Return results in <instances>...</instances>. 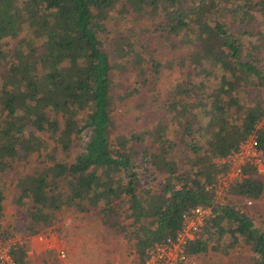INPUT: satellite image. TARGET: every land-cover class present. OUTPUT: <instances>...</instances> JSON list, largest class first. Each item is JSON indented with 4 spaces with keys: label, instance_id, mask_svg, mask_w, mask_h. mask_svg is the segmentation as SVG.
<instances>
[{
    "label": "trees",
    "instance_id": "16d2710c",
    "mask_svg": "<svg viewBox=\"0 0 264 264\" xmlns=\"http://www.w3.org/2000/svg\"><path fill=\"white\" fill-rule=\"evenodd\" d=\"M157 1L161 0H0V171L20 151L47 150L51 163L21 174L16 182V203L29 204L30 233L52 225L56 212L65 205L78 211L99 206L105 222L124 230L115 213L127 204L133 245L142 263L148 247L175 234L184 213L197 205L211 206L196 235L185 244L186 255L208 249L228 252L248 245L251 264H264V227L257 226L232 201H216L214 188L208 187L228 167L216 158L237 149L264 115L261 103L240 102L236 89L237 81L264 87V68L255 60L261 52L264 58V31L261 26L254 30L253 25V30L240 27L233 31L223 17L228 13L247 26L253 18L251 10H259V24L263 25L264 0H228L224 4L222 0H162V27L170 35L185 37L186 42H197L188 55L197 74L205 79L214 67L212 74L220 80L212 93L204 95H200L203 87H173L162 103L166 118L159 119L147 133L130 135L135 141L151 137L153 149L140 157L149 161V168L166 175L154 190L140 191L145 171L131 155L127 140L120 141L118 148L110 143L112 62L100 32L120 11L139 13ZM245 1L249 5H242ZM116 5L119 10L114 9ZM2 39L6 49L1 47ZM7 40L15 44L10 46ZM115 51L118 56L124 52L120 46ZM160 64H154L156 71ZM230 89H235L234 94L224 100L221 92L229 95ZM191 94L194 101L186 99ZM230 104L236 105V115L229 111ZM169 122L177 131L183 130L181 140L190 152L185 171L169 156L174 145L166 137ZM86 130L88 138L72 159L54 156L52 151H69ZM257 138L264 150V123L257 128ZM242 170V178L231 183L229 191L258 198L264 187L256 166L246 162ZM4 198L0 188V215ZM10 251L19 264H29L26 246L19 240Z\"/></svg>",
    "mask_w": 264,
    "mask_h": 264
},
{
    "label": "rangeland",
    "instance_id": "374dc122",
    "mask_svg": "<svg viewBox=\"0 0 264 264\" xmlns=\"http://www.w3.org/2000/svg\"><path fill=\"white\" fill-rule=\"evenodd\" d=\"M227 1L222 0L221 3H228ZM255 1L252 0V2ZM242 5H249V2L245 1ZM117 7L118 5L114 9L119 10L120 7ZM164 7L161 0L139 13L130 9L120 11L119 15L116 14L112 20L107 21L106 28L100 32L103 47L109 53L112 62L110 89L113 103L112 123L109 127L110 143L118 148L120 141L127 140L131 155L133 158L137 157L139 166L145 171L143 180L138 186L140 191L144 188L154 190L158 182L166 179V175L163 170L149 168V161L142 160L140 157V153L153 149L155 143L151 137L145 135L144 140L135 141V138H130V135L147 133L155 127L159 119L166 118L167 113H164L165 108L162 103L172 92L173 87L188 86L193 87L192 89L203 87L204 91L200 92V95H204L212 93L220 80L218 75L212 74L214 67H211V74L205 79L202 74H197L195 66L188 58V55L196 49L197 42L193 40L186 42L185 37L180 38L178 35L168 34L161 24L165 14ZM251 13L253 18L247 26L232 20L228 13L224 14L223 20L233 31L240 27L244 29L252 27L253 30L255 26L254 30L261 26L260 28L264 31V24H259L262 19L259 10H251ZM255 38L253 37L252 41ZM2 40L1 47L6 49V40ZM7 41L10 42V46L15 44L14 40ZM128 43L132 45L129 46ZM117 46L124 51L122 55L116 54ZM257 54L255 60L264 68L262 52ZM157 61L161 63L159 71H156L154 66ZM2 71L3 68H0V75ZM231 82L234 85L235 82L233 80ZM238 88L240 102L247 105L248 102L257 101L264 108V87L262 85L251 82L240 84L237 81L236 89ZM234 91L235 89H230L229 95L223 92L221 95L224 100H229ZM186 99L194 101L192 94ZM228 108L232 115H236L235 104H230ZM263 123L264 115L258 122V129L263 126ZM167 126L166 137L174 142L169 150V156L178 163L179 170L185 171L189 168L187 159L190 152L181 140L183 130L177 131L176 126L171 125L170 122ZM42 134L49 140L45 133ZM87 138L88 131L75 139L69 151H51L57 158L70 160L81 150ZM46 151V149L36 150L28 154L20 151L18 155L9 159L10 164L0 171V188H3L5 195L4 208L0 215V227L3 233L6 231L8 237L19 240L25 246L28 244L25 235L35 233H30L28 228L26 208L29 204L18 205L15 201L19 192L16 182L21 174L42 170L51 163V159H47L49 156ZM221 159L222 157H218L216 161L221 162ZM221 171L217 173L213 182L218 179ZM257 174L264 187V171ZM218 198L221 202L232 201L236 207L247 211L257 226L264 227V189L258 198L249 199L246 196L231 193L227 187ZM121 207L116 209L115 216L124 223V230H115L105 222L103 215L99 213V206H93L87 211H78L69 205L58 209L55 222L42 229L53 231L58 238L63 239L67 254L65 259L60 261L56 257L48 260L54 264H134L136 261L140 262L130 232L132 230L131 217L126 215L127 204ZM250 256L248 245L236 246L228 252L208 249L199 254L187 256L183 264H251ZM46 259L40 261L45 262Z\"/></svg>",
    "mask_w": 264,
    "mask_h": 264
},
{
    "label": "built area",
    "instance_id": "2783aa9c",
    "mask_svg": "<svg viewBox=\"0 0 264 264\" xmlns=\"http://www.w3.org/2000/svg\"><path fill=\"white\" fill-rule=\"evenodd\" d=\"M257 128H259L258 123L240 141L237 149L222 157L221 162H227L228 167L224 171H221L218 179L208 186L214 188L216 201L221 202L218 198L219 194L235 180L242 178L244 163L250 162L256 166L258 172L264 171V150L258 144ZM210 211L211 206L197 205L190 212L184 213L182 224L175 234L168 235L160 241H155L148 247L144 261L142 263L136 261L134 264H183L188 256L184 250L185 244L196 235ZM15 241L11 237H5L2 227H0V263L19 264L13 258L10 251ZM44 246L54 250L58 261L65 259L67 250L63 239L58 238L54 232L45 234ZM49 261L47 259L40 264H54Z\"/></svg>",
    "mask_w": 264,
    "mask_h": 264
},
{
    "label": "crops",
    "instance_id": "0c3cea01",
    "mask_svg": "<svg viewBox=\"0 0 264 264\" xmlns=\"http://www.w3.org/2000/svg\"><path fill=\"white\" fill-rule=\"evenodd\" d=\"M48 232H53L50 230H42L35 234L27 233L25 235L27 239L26 245V256L29 264H39L40 260L44 261L46 259H54L56 254L53 249H48L44 246V236ZM54 257V258H53ZM46 259V260H47Z\"/></svg>",
    "mask_w": 264,
    "mask_h": 264
}]
</instances>
